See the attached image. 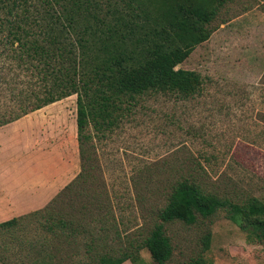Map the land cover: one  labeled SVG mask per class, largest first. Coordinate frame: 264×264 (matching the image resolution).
Here are the masks:
<instances>
[{
	"label": "rangeland",
	"instance_id": "374dc122",
	"mask_svg": "<svg viewBox=\"0 0 264 264\" xmlns=\"http://www.w3.org/2000/svg\"><path fill=\"white\" fill-rule=\"evenodd\" d=\"M40 1L27 0L23 6ZM89 2L92 14L111 28L118 21L145 23L140 9L151 8L149 0ZM221 2L208 40L177 66L200 74V92L188 99L143 96L114 130L93 138L100 173L91 187L97 185V193L103 190L107 196L105 201L94 196L103 202L100 211L92 210L88 185L84 196L59 195L80 172L75 95L0 127L1 155L9 159L2 171L9 183L7 197L61 181L44 207L13 217L19 218L14 228H0V264H89L107 252L126 250L131 242L137 260L123 264H154L139 246L159 222L171 186L187 174L223 200L264 202V0ZM81 33L77 20L73 39ZM35 177L40 184H34ZM38 210L42 214L30 215ZM50 214L65 220L73 216L85 231L73 237V247L63 244L56 252V242L48 243L39 253L38 245L50 237L37 227ZM164 230L172 246L167 264H264V241L249 240L251 228L242 231L222 211L192 226L165 224Z\"/></svg>",
	"mask_w": 264,
	"mask_h": 264
},
{
	"label": "trees",
	"instance_id": "16d2710c",
	"mask_svg": "<svg viewBox=\"0 0 264 264\" xmlns=\"http://www.w3.org/2000/svg\"><path fill=\"white\" fill-rule=\"evenodd\" d=\"M24 3L27 0L21 5L0 0V127L75 95L80 172L59 195L84 196L88 185L93 191L92 210L100 211L103 202L94 196L104 197V201L107 196L103 190L97 193V185L96 190L91 187L99 182L100 173L93 138L114 130L143 96L173 94L188 99L200 92V74L177 66L193 47L208 40L210 22L223 2L149 0L151 8L140 9L145 23L118 21L113 28L92 14L89 0H41L31 8ZM77 20L82 33L73 39ZM85 209L82 205L81 210ZM220 211L242 231L251 228L249 240L264 241V202L256 198L241 204L223 200L187 174L171 186L158 213L159 222L139 247L147 249L154 264H167L172 246L164 225L192 226ZM37 214L42 211L30 215ZM18 221L13 218L0 228H14ZM37 228L50 237L38 245L39 253L45 252L48 243L56 242V252L63 244L73 247V237L85 229L73 216L65 220L53 214ZM27 244L35 249L32 242ZM135 249L131 242L126 250L107 252L89 264L135 263Z\"/></svg>",
	"mask_w": 264,
	"mask_h": 264
},
{
	"label": "crops",
	"instance_id": "0c3cea01",
	"mask_svg": "<svg viewBox=\"0 0 264 264\" xmlns=\"http://www.w3.org/2000/svg\"><path fill=\"white\" fill-rule=\"evenodd\" d=\"M17 122V121H16ZM6 127V126H5ZM12 132V131H11ZM9 131L8 134L11 135ZM14 145L16 142H14ZM2 147L0 145V224L13 219L16 216H23L28 214L30 209L35 210L41 207H44L47 201H50L53 198V194L55 195V191L57 190V186L61 181H55L47 188L46 182L42 183V186L37 185L35 188L28 189V192H18L14 196L7 197V189L8 188V179L6 176L2 174V171L9 168V159L1 155ZM12 175V173H10ZM62 177V174L59 175V178ZM13 179V178H12ZM34 184H40V179L35 177L33 179ZM12 183V182H11ZM31 183V182H30ZM33 184V183H32ZM34 185V186H35ZM31 190V192H29ZM24 194V195H23ZM27 196V197H26ZM13 201H16L15 203ZM11 203L13 206H10L8 203ZM9 217V218H7Z\"/></svg>",
	"mask_w": 264,
	"mask_h": 264
}]
</instances>
